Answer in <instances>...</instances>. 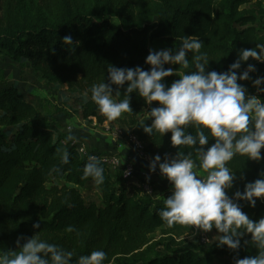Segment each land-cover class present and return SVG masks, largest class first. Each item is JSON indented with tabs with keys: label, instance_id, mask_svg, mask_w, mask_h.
Returning a JSON list of instances; mask_svg holds the SVG:
<instances>
[{
	"label": "trees",
	"instance_id": "obj_1",
	"mask_svg": "<svg viewBox=\"0 0 264 264\" xmlns=\"http://www.w3.org/2000/svg\"><path fill=\"white\" fill-rule=\"evenodd\" d=\"M67 35L72 37L71 49L63 45ZM183 35H197L203 41L201 51L210 59L206 71H227L241 50L264 43V0H0V56L29 63L41 80L79 93L77 114L100 124L107 118L90 99L84 102L83 94L93 83H109L108 64L149 70L145 63L149 51L175 50L180 44L176 37ZM155 43L161 49H152ZM188 58L191 63V54ZM248 64L255 66L251 79L237 82L249 95L264 100V93L252 84L264 77V62L250 57L237 73ZM176 79L169 76L164 83L170 86ZM111 86L115 95L117 86ZM126 87L127 83L120 87L117 99L123 98ZM129 95L133 114L114 122L127 136L136 134L153 157L160 155L161 161L165 154L174 157L179 146L172 145L171 132L149 135L141 126L151 124L147 111L158 102L149 106L137 93ZM188 131L195 134L194 129ZM64 140L61 126L40 114L19 82L0 87V251H19L18 237L23 245L39 232L41 239L73 251L72 264L98 249L107 253L105 264H234V258L257 254L251 243H245L251 240L250 233L234 251L226 245L217 247V238L211 235L212 231L218 235L215 228L209 231L208 245L194 237L193 227L169 228L158 215L163 200L143 192L140 183L148 176L137 178V169L135 179L121 174L117 180L114 170L102 162L103 185L82 179L88 155L102 153L83 155L77 145ZM214 142L210 137L204 147ZM57 147L69 152L68 164L60 163ZM261 153L264 157V148ZM57 167L60 171H53ZM229 167L236 172L227 190L233 197L260 178L264 159L257 162L237 155ZM117 170L121 173L122 165ZM237 203L253 221L264 217V200L257 198L255 207L243 200ZM36 223L39 228H33ZM68 226L73 231H67Z\"/></svg>",
	"mask_w": 264,
	"mask_h": 264
},
{
	"label": "clouds",
	"instance_id": "obj_2",
	"mask_svg": "<svg viewBox=\"0 0 264 264\" xmlns=\"http://www.w3.org/2000/svg\"><path fill=\"white\" fill-rule=\"evenodd\" d=\"M180 40L177 49L149 51L145 63L149 70L140 66L135 68L116 67L108 64L109 83L104 80L93 83L83 94L84 102L90 99L100 113L108 121H116L124 114H133L130 107L131 93H137L151 107L147 115L151 124L141 125L145 133L163 136L171 132L172 145L179 146L174 157L165 158L156 155L149 164V171L155 172L157 166L162 177L172 184V194L163 198L164 207L158 215L169 227L175 225L194 227L197 230L209 232L217 230L215 237L217 247L227 246L238 250L241 238L251 234V243L257 254L242 259L234 258V264H264V217L253 221L244 213L237 201H247L255 207L257 198L264 200V173L254 182L245 185L244 191L235 192L229 197L227 190L233 186L236 172L231 171L229 162L237 155L259 162L264 148V100L258 95H249L246 88L237 81L250 80L249 73L255 71V66L248 64L247 68L237 73L241 63L251 57L258 62H264V43H257L254 48L243 49L238 59L227 71H206L209 64L207 52L201 51L203 41L197 35L176 37ZM63 45L71 49L73 45L70 35L63 37ZM259 50V51H257ZM191 54V63L189 61ZM166 64L178 65L180 71L165 68ZM178 76L170 86L164 79ZM127 83L122 99L120 87ZM116 85L115 95L111 85ZM258 93H264V77L252 80ZM90 92V97L89 93ZM79 95V93H77ZM194 129L195 134L188 129ZM215 142L208 145L209 138ZM117 136L113 138L116 140ZM77 142L71 129L64 143ZM191 151H183L182 147ZM60 163L70 162V154L63 147H57ZM195 153V159L193 158ZM96 155H88L83 167L82 179L91 178L97 186L105 182V168L102 160ZM198 161V163H197ZM205 173L201 176L196 169ZM53 171L59 172L60 168ZM39 228V223L33 224ZM67 231H73L68 226ZM39 232L27 238L23 245L22 237L16 240L19 251H0V264H72L73 251H67L55 243L41 239ZM107 253L104 250H93L88 255H80L75 264H105Z\"/></svg>",
	"mask_w": 264,
	"mask_h": 264
},
{
	"label": "rangeland",
	"instance_id": "obj_3",
	"mask_svg": "<svg viewBox=\"0 0 264 264\" xmlns=\"http://www.w3.org/2000/svg\"><path fill=\"white\" fill-rule=\"evenodd\" d=\"M151 48L161 49L156 43L153 44ZM12 82L20 83V87L25 93V96L34 103H38L40 111H42V105L44 112H48L49 115H65L67 120L64 125H60L63 136L66 138L69 134V129H71L72 135L78 137L79 139H77L80 142L83 141L89 152L92 151L90 147L91 144L89 146L87 141H85L84 138L86 137H79L78 130L80 128L87 129V133L92 132L97 138L99 137L101 143V140L104 139L108 140L109 143L114 142L116 145L115 148H117V150L114 151L116 153L119 152L118 149L123 147V142H127L129 146L133 145L131 142L127 141L128 136L124 134L125 132H123L122 135L121 131H123V129L114 121H106L100 124L96 120H83L76 112V108L79 105L77 101V92L70 91L66 86L50 84L41 80L29 63L14 62L8 57L0 56V87ZM75 122L77 123L75 124ZM69 125L72 128H68ZM116 135L117 139L113 140L111 136L114 138ZM137 155L140 159L144 160L139 154ZM196 171L202 177L206 175L202 170L196 169ZM193 235L197 238L196 233ZM211 235L216 239V233L214 231L211 232ZM190 237L193 236L191 235Z\"/></svg>",
	"mask_w": 264,
	"mask_h": 264
},
{
	"label": "crops",
	"instance_id": "obj_4",
	"mask_svg": "<svg viewBox=\"0 0 264 264\" xmlns=\"http://www.w3.org/2000/svg\"><path fill=\"white\" fill-rule=\"evenodd\" d=\"M27 98V97H26ZM28 99V98H27ZM36 104V103H35ZM36 106L39 108L38 103ZM42 111H40V114L44 117L48 118H53L57 124L59 125H64L66 119V116L63 114H57V115H49L48 112H44L43 107L41 105ZM40 110V109H39ZM77 122H75L76 124ZM79 124V123H78ZM87 129H82L80 128L78 130L79 137L81 136L82 138L87 141V143L91 144V148L93 153H111L116 150L114 142L109 143L108 140H101L102 143L100 142L99 137L95 136L92 132H86ZM76 137V136H75ZM80 137V138H81ZM113 139V136H111ZM123 147L119 150V153L121 155L122 161L124 159H131L134 161L137 169V178H142V175L148 176L154 183L156 193L154 195L155 198L158 200H163V198H167L172 194V184L167 180V178L162 177L159 171V167L157 166V169L155 172H150L149 171V162L142 160L138 157V155L134 152V150L129 146L127 142H123ZM103 150V151H101ZM112 175L115 179L120 180L121 179V173L118 170L112 171Z\"/></svg>",
	"mask_w": 264,
	"mask_h": 264
},
{
	"label": "built area",
	"instance_id": "obj_5",
	"mask_svg": "<svg viewBox=\"0 0 264 264\" xmlns=\"http://www.w3.org/2000/svg\"><path fill=\"white\" fill-rule=\"evenodd\" d=\"M68 128H72V127H70V125H69ZM73 128H74V126H73ZM121 132L123 135V131H121ZM78 139H77L76 143H73L72 141H68L67 143L77 145L79 152L83 155H87L88 153H90L87 150L86 144L83 141L80 142ZM127 139H128L127 140L128 142H131L133 144L131 146L133 148V150L137 154H139L145 161L150 163L154 157L146 151L144 142L134 133L128 134ZM116 150H117V148H116ZM100 157L104 158L102 160V162L107 164L113 170H117L122 165L121 174H122V177L124 179H135L136 178V176H137L136 175V165L131 159H125L124 161H122V158H121L119 152H117V153L116 152L102 153V154H100ZM147 178L140 183V186H141L144 193H146L148 195H154L156 193L155 187L153 186L152 182L150 181L151 179H149V177H147ZM193 233L197 234L198 239L200 240V242L203 245H208L211 242L209 232L197 230L196 228L193 227Z\"/></svg>",
	"mask_w": 264,
	"mask_h": 264
}]
</instances>
